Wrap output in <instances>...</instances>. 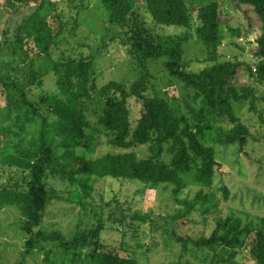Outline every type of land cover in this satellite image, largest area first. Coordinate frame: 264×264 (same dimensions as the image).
I'll use <instances>...</instances> for the list:
<instances>
[{
	"label": "rangeland",
	"instance_id": "rangeland-1",
	"mask_svg": "<svg viewBox=\"0 0 264 264\" xmlns=\"http://www.w3.org/2000/svg\"><path fill=\"white\" fill-rule=\"evenodd\" d=\"M144 1L138 0L137 7L144 10ZM191 15V24L167 25L149 23L150 30L165 44L183 45V63L188 72H199L210 67L213 52L197 35L198 11L201 6L218 1L221 13L227 17L225 40L219 46L221 58L242 62L243 67L235 83L253 86L258 100L257 110H251L248 102H234V110L248 125L251 135L241 149L239 143L223 144L217 138L219 129L228 130L232 123L226 117H218L205 127L201 138L205 143L214 145L219 166L215 181L205 185L196 181L195 172L198 160L192 161L189 170L181 173L184 186L172 183H159L151 187L145 183L111 176L96 177L75 172L68 167L65 173L47 176V189L52 193V202L41 228L62 233L67 239L81 234L83 230L94 227L101 220L104 223L99 238L101 250L113 251L135 258L139 264H258L252 253V238L247 229L263 227L264 219V80L257 75L256 68L260 58L255 55L256 38L260 34L257 12L252 6L241 4L239 0H185ZM4 0H0V45L4 32L9 30L13 37L14 29L22 20L24 13L36 9V3L23 13L8 14L3 10ZM57 16H52L53 30L58 34L59 42L50 49V54L36 58L42 84L29 82V67H2L1 74L7 70L10 77L21 80L27 87L31 99L50 121L56 117L49 105L40 102L45 95L59 94L56 74L51 69V59L64 56L95 54L98 64L99 87L111 80L122 82L130 90L132 84L143 74L142 92L148 96L161 94L167 97L179 112L189 115L187 102L192 89L164 66L166 57L147 61L143 70L128 52V26L110 22L102 0H52ZM53 6V7H54ZM243 9H249V16ZM236 30V33L232 31ZM130 30V32H129ZM2 57H0V62ZM91 99H83L90 122L88 132L94 141L91 148H75V154L85 158H97L107 153L125 151L110 142L111 134L106 130L98 132L99 119L103 113L105 99L99 92H93ZM132 126L141 116V99L133 94L128 98ZM5 96L0 84V140L6 138L1 128L14 124L5 109ZM39 123L28 124L27 140L36 135ZM17 139V138H16ZM61 139V137H57ZM14 142V141H13ZM167 147V146H166ZM139 158L149 154L148 144L132 147ZM12 146L0 147V184L20 182L25 186L23 176L27 172L4 162V158L14 153ZM64 149L58 148L62 154ZM162 158L170 161L171 154L165 151ZM224 188L229 197H224ZM199 202L196 208L186 211L184 199ZM187 212V213H186ZM145 215L146 220L135 219L136 214ZM241 218L244 227L242 248L197 247L189 243L188 249L175 239L188 236L198 239L210 236L217 226L219 218ZM22 217L16 206H7L0 211V264H48L47 254L57 264H89L86 255L90 248H84L82 254L63 250L59 243L43 242L30 254H26L25 242L28 235L21 229Z\"/></svg>",
	"mask_w": 264,
	"mask_h": 264
},
{
	"label": "trees",
	"instance_id": "trees-1",
	"mask_svg": "<svg viewBox=\"0 0 264 264\" xmlns=\"http://www.w3.org/2000/svg\"><path fill=\"white\" fill-rule=\"evenodd\" d=\"M110 22L128 26V52L131 57L147 69V61L166 57L165 69L180 78L193 91L187 102L189 115L179 112L170 100L161 94L154 96L142 92L144 74L128 90L117 80H111L99 87L98 64L96 55L62 56L51 59V69L56 74L59 94L45 95L40 102L49 105L56 117L50 121L31 99L27 87L16 77H10L7 70L1 74L2 67H29V82L42 84L36 58L50 54V49L59 42L51 21L57 16L52 0H8L3 10L12 15L23 12L36 3V9L24 13L16 25L13 37L9 30L4 32L0 45V84L5 96V109L14 124L1 128L6 138L0 140V147L12 146L14 153L4 158L9 166H14L28 173L20 182L0 184V211L7 206H16L22 217L21 229L28 235L25 242L26 254H30L43 242L59 243L65 251L80 255L89 247L86 255L89 264H139L130 256L113 251L101 250L99 234L104 227L103 221L89 229L83 230L73 238L67 239L57 231L41 228L46 213L52 202V193L47 189L49 173H65L68 167L74 171L96 177L111 176L139 180L146 185L156 187L159 183H172L179 190L184 186L181 176L190 169L195 157L198 166L195 172L196 181L212 185L219 166L214 145L207 144L201 138L205 127L218 119L226 117L232 126L228 130L219 129L217 138L223 144L239 143L241 149L247 144L252 134L250 128L234 110V102H248L251 110L256 109L258 100L253 86L237 84L235 80L243 67L242 62L221 58L218 49L225 40V27L228 19L220 11L218 1L201 6L198 11V37L213 52L210 60L213 64L199 72H188L184 67L183 45L165 44L150 30L149 23L184 25L191 24V15L185 0H145L144 10L137 7L138 0H102ZM5 2V0H4ZM4 2L2 4H4ZM241 4L252 6L257 12L260 23V34L256 38L255 55L260 58L257 75L264 80V0H239ZM54 6V7H53ZM27 7V8H28ZM246 11L248 17L249 9ZM234 34L235 29H232ZM99 92L105 99L103 113L98 123V132L106 130L111 134L110 142L125 151L107 153L97 158H85L75 154V148H91L94 138L88 132L90 122L87 117L83 99H91L93 92ZM133 94L141 99V116L133 127L130 119L129 96ZM39 123L36 135L27 140L28 124ZM61 137V139H57ZM17 138V139H16ZM14 141V142H13ZM148 144L149 154L139 158L132 147ZM167 146V147H166ZM58 148L64 149L62 154ZM167 151L170 161L162 158ZM224 197L228 199L229 191L224 188ZM198 198L184 199L182 203L189 212L196 208ZM186 212V213H187ZM135 219L146 220V216L136 214ZM263 227L247 229L248 237L252 235V253L258 264H264V219ZM241 218H219L217 226L210 236L193 239L179 236L175 239L188 249L189 243L197 247H208L217 251L242 248L245 239ZM48 264H57L47 254Z\"/></svg>",
	"mask_w": 264,
	"mask_h": 264
},
{
	"label": "water",
	"instance_id": "water-1",
	"mask_svg": "<svg viewBox=\"0 0 264 264\" xmlns=\"http://www.w3.org/2000/svg\"><path fill=\"white\" fill-rule=\"evenodd\" d=\"M7 2H8V0H5V2H4V4H3L4 9H5V7H6ZM27 7H28V3L25 4V9H24V11L27 9ZM24 11H23V12H24ZM23 12H20V13H23ZM20 13H13V14H20Z\"/></svg>",
	"mask_w": 264,
	"mask_h": 264
}]
</instances>
